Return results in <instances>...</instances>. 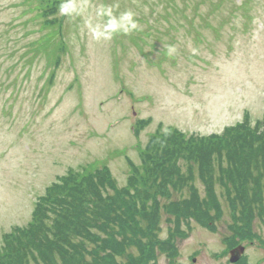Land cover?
Segmentation results:
<instances>
[{
  "label": "rangeland",
  "instance_id": "1",
  "mask_svg": "<svg viewBox=\"0 0 264 264\" xmlns=\"http://www.w3.org/2000/svg\"><path fill=\"white\" fill-rule=\"evenodd\" d=\"M38 2L0 0V248L70 171L107 169L123 188L135 168L157 161L149 146L171 128L208 137L263 119L264 0H77L80 13L60 21L56 40L65 55L53 86L45 56L28 63L33 44L48 32L37 22ZM109 8L111 17L101 12ZM129 11L138 23L129 32L96 38L88 27L103 33L111 18ZM191 182L204 198L201 179L194 174ZM216 191L222 216L210 227L183 224L176 256L202 245L206 256L224 237L247 229H237L242 224H234L224 189ZM160 216L165 240L174 222L164 209ZM252 223L256 236L246 239L264 241V215ZM164 257L175 256L143 259L160 264Z\"/></svg>",
  "mask_w": 264,
  "mask_h": 264
},
{
  "label": "trees",
  "instance_id": "2",
  "mask_svg": "<svg viewBox=\"0 0 264 264\" xmlns=\"http://www.w3.org/2000/svg\"><path fill=\"white\" fill-rule=\"evenodd\" d=\"M61 2L40 0L35 6L41 18L37 22L48 32L33 44L28 63L45 56L48 86L54 85L65 55L63 43L56 40ZM149 148L157 161L135 168L126 187L117 188L107 169L70 171L49 186L28 226L5 236L0 264H146L143 258L154 259L158 253L176 256L174 239L185 233L183 224L194 220L210 227L222 216L217 185L224 189L235 225L252 224L253 218L264 215V117L208 137L171 128ZM194 174L205 186L204 198L191 182ZM184 190L189 196L171 200ZM161 198H167L166 204ZM161 209L174 222L165 240L159 237Z\"/></svg>",
  "mask_w": 264,
  "mask_h": 264
},
{
  "label": "flooded vegetation",
  "instance_id": "3",
  "mask_svg": "<svg viewBox=\"0 0 264 264\" xmlns=\"http://www.w3.org/2000/svg\"><path fill=\"white\" fill-rule=\"evenodd\" d=\"M247 227L241 234L235 231L233 235L226 236L221 242L217 243L221 246L209 252L206 256V246L193 251L190 256L186 257H164L159 262L164 264H264V241L262 240H247L253 239L256 234L252 233L250 225H240L237 227L240 230L243 227ZM245 238V239H242ZM160 259V258H159ZM159 259H157L159 261ZM154 262V260H153Z\"/></svg>",
  "mask_w": 264,
  "mask_h": 264
},
{
  "label": "clouds",
  "instance_id": "4",
  "mask_svg": "<svg viewBox=\"0 0 264 264\" xmlns=\"http://www.w3.org/2000/svg\"><path fill=\"white\" fill-rule=\"evenodd\" d=\"M60 15H71L73 13L79 14L80 13V5L77 3V0H62V2L59 5L58 8ZM102 14H106L109 17H111V9L109 8L107 12H104L101 10ZM134 13L132 12H126L124 13L119 21H117L115 18H111L106 25V31L100 32L97 28H92L90 22L88 23V27L91 28L94 37L99 38L100 36H105L108 38L110 36V32L107 30H110L111 32H115L118 29L122 28L124 32H129L133 29H136L138 27V23L133 19ZM195 52V49L192 50Z\"/></svg>",
  "mask_w": 264,
  "mask_h": 264
}]
</instances>
